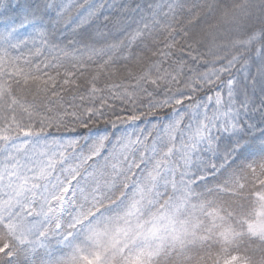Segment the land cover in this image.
Here are the masks:
<instances>
[{"label": "snow or ice", "instance_id": "obj_1", "mask_svg": "<svg viewBox=\"0 0 264 264\" xmlns=\"http://www.w3.org/2000/svg\"><path fill=\"white\" fill-rule=\"evenodd\" d=\"M0 264H264V0H0Z\"/></svg>", "mask_w": 264, "mask_h": 264}]
</instances>
